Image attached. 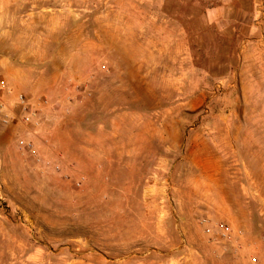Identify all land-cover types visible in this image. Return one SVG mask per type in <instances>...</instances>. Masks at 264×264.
I'll use <instances>...</instances> for the list:
<instances>
[{"label":"rangeland","instance_id":"rangeland-1","mask_svg":"<svg viewBox=\"0 0 264 264\" xmlns=\"http://www.w3.org/2000/svg\"><path fill=\"white\" fill-rule=\"evenodd\" d=\"M252 260L264 0H0V264Z\"/></svg>","mask_w":264,"mask_h":264},{"label":"built area","instance_id":"built-area-1","mask_svg":"<svg viewBox=\"0 0 264 264\" xmlns=\"http://www.w3.org/2000/svg\"><path fill=\"white\" fill-rule=\"evenodd\" d=\"M26 147H27V149H30V150L33 148L31 144H27ZM218 229H219V232L222 234V237H224V238H229L230 237V230H229V228L227 226L222 224V225H220L218 227ZM207 232L210 233L211 230L208 229ZM250 264H262V263H260L258 260H252V262Z\"/></svg>","mask_w":264,"mask_h":264}]
</instances>
